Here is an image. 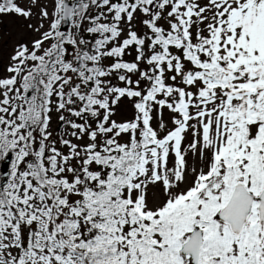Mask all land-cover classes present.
<instances>
[{
    "label": "snow or ice",
    "instance_id": "obj_1",
    "mask_svg": "<svg viewBox=\"0 0 264 264\" xmlns=\"http://www.w3.org/2000/svg\"><path fill=\"white\" fill-rule=\"evenodd\" d=\"M4 16L0 264H264V0Z\"/></svg>",
    "mask_w": 264,
    "mask_h": 264
},
{
    "label": "rangeland",
    "instance_id": "obj_2",
    "mask_svg": "<svg viewBox=\"0 0 264 264\" xmlns=\"http://www.w3.org/2000/svg\"><path fill=\"white\" fill-rule=\"evenodd\" d=\"M31 22L34 23V21ZM25 23L27 22L22 18H17L15 16L0 17V69L6 67L9 63V57L17 43L21 40L31 41L36 38L34 34L28 32L24 27ZM126 115L127 114H121L119 118L124 119ZM56 127L57 125L54 118L53 130H55ZM1 167H3V164H1Z\"/></svg>",
    "mask_w": 264,
    "mask_h": 264
},
{
    "label": "trees",
    "instance_id": "obj_3",
    "mask_svg": "<svg viewBox=\"0 0 264 264\" xmlns=\"http://www.w3.org/2000/svg\"><path fill=\"white\" fill-rule=\"evenodd\" d=\"M128 59H130V58H128ZM1 164H2V163H0V167H1Z\"/></svg>",
    "mask_w": 264,
    "mask_h": 264
}]
</instances>
